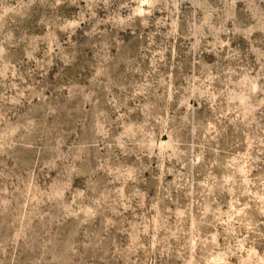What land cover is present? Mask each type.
Returning <instances> with one entry per match:
<instances>
[{"label": "clouds", "instance_id": "1", "mask_svg": "<svg viewBox=\"0 0 264 264\" xmlns=\"http://www.w3.org/2000/svg\"><path fill=\"white\" fill-rule=\"evenodd\" d=\"M0 264H264V0H0Z\"/></svg>", "mask_w": 264, "mask_h": 264}]
</instances>
